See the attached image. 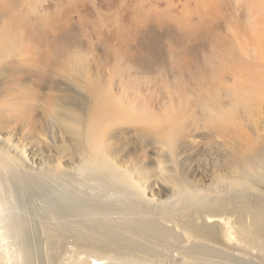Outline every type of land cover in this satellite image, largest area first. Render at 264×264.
Wrapping results in <instances>:
<instances>
[{"label": "rangeland", "instance_id": "374dc122", "mask_svg": "<svg viewBox=\"0 0 264 264\" xmlns=\"http://www.w3.org/2000/svg\"><path fill=\"white\" fill-rule=\"evenodd\" d=\"M259 3L0 0V225L33 264H264Z\"/></svg>", "mask_w": 264, "mask_h": 264}, {"label": "bare ground", "instance_id": "6f19581e", "mask_svg": "<svg viewBox=\"0 0 264 264\" xmlns=\"http://www.w3.org/2000/svg\"><path fill=\"white\" fill-rule=\"evenodd\" d=\"M242 1L246 2V0H242ZM252 1H254V2L260 1V3L264 6V0H252ZM0 41H2L1 37H0ZM1 50L2 49H0V56L3 55ZM228 200H229V202L233 201L235 204H237V207L240 209L246 208L245 207V198L241 197L240 200H231V199H228ZM246 205H247V207H249L251 205V203L247 200ZM254 206L255 207H253L251 210L252 213L250 211L251 216H250L249 223L251 224L254 231H256L257 233H261L264 231V198H260L259 200H257L254 203ZM216 209L217 210L215 212V208H209V210L206 212V217L210 218L215 213H217V211H219L220 208H216ZM226 214H228V213H226ZM228 215H230V214H228ZM252 216L256 217L257 219L255 220V218H253ZM251 217H252V219H251ZM216 224L217 223H215V221L212 223H208L206 226H204V230H202L200 233L193 232V235L197 236L198 238H201L203 240L204 239L205 240H211V241L216 240L217 237L215 236V233H214ZM9 235H13L18 239V242H16L15 245H17L18 250L21 251L19 254L14 252L15 253L14 264H33V260H34L36 255L34 256L33 253L31 252V250L25 244V238H24L22 232L19 230L18 223H16V221H11L9 223H3L0 225V236L4 237V236H9ZM79 237L82 239L86 238L85 236L84 237L79 236ZM109 255H110L109 252L105 248L97 249L95 251V258H93V260H95L93 264H100V262L98 260L102 259L103 257H107ZM80 264H86V262L81 261ZM171 264H182V263L181 262L176 263L173 260V262H171ZM211 264H219V263L212 261Z\"/></svg>", "mask_w": 264, "mask_h": 264}]
</instances>
